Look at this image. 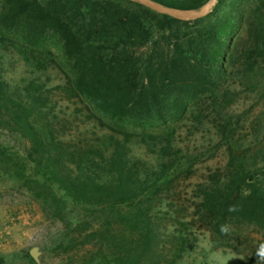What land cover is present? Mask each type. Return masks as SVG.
Here are the masks:
<instances>
[{
  "label": "trees",
  "instance_id": "16d2710c",
  "mask_svg": "<svg viewBox=\"0 0 264 264\" xmlns=\"http://www.w3.org/2000/svg\"><path fill=\"white\" fill-rule=\"evenodd\" d=\"M151 1L199 10L209 0ZM50 32L72 74L41 45ZM18 63L29 76L15 83ZM51 70L62 83L52 84ZM259 74L264 0H218L189 20L133 0H0V130L26 143L32 174L15 175L63 224V252H85L83 264H177L163 248L170 233L178 252L188 245L181 226L233 246L247 224L264 244V144L244 143L247 112L230 113L241 92L259 87ZM65 100L82 103L83 124L96 128L79 129ZM183 122L212 125L227 158L198 184L191 215L177 204L198 162L175 144ZM0 168L9 174L7 162ZM257 249L249 264H261Z\"/></svg>",
  "mask_w": 264,
  "mask_h": 264
},
{
  "label": "rangeland",
  "instance_id": "374dc122",
  "mask_svg": "<svg viewBox=\"0 0 264 264\" xmlns=\"http://www.w3.org/2000/svg\"><path fill=\"white\" fill-rule=\"evenodd\" d=\"M44 36L41 45L55 54L64 73L72 74L71 63L65 56L60 37L53 32ZM18 65L10 73V78L15 83L29 76L25 74L24 65L21 63ZM48 74L53 85L64 80V74L60 75L58 71L51 70ZM261 75H258L261 81L259 87L254 91L241 92L230 109V113L236 116L247 112L248 119L240 133V138L246 144L253 139H256V143L260 141L264 144V74ZM61 106L66 108L68 118L77 117L79 129L93 131L96 128L97 123L83 124L86 121L84 118L86 108L82 103L76 105L65 100ZM80 110L83 113H80ZM191 124L192 122H189L185 125L183 122L174 126L175 144L198 158L194 175L182 183L179 202L177 199L179 208L187 209V215L194 212L195 190L198 184L211 170L223 167L227 161L220 137L213 126L195 124L197 128H194ZM190 127L192 128L189 129ZM81 130L78 133H82ZM0 149L4 151L3 155H0V160L4 164L7 162L10 169L9 174H6L0 168V264H81V262L83 264L80 254L85 252L81 251L71 256L63 252L67 246L63 224L45 211L44 203L29 193L15 175L17 169L23 168H27V173L32 174L34 166L26 162V143L21 138L9 136L0 130ZM134 152L143 154L145 150L135 147ZM69 207L73 214L75 213L74 216L80 215L81 208H75L71 202ZM197 227L179 228L189 237L188 245L181 252L177 251V242L175 245L170 238L172 233L168 234L169 238L167 237L163 251L169 258L174 257L177 264H249L262 239L256 227L243 224L239 227L240 237H233L231 241L233 246L220 245L209 232L199 230ZM32 251L36 254L35 258L31 254Z\"/></svg>",
  "mask_w": 264,
  "mask_h": 264
},
{
  "label": "water",
  "instance_id": "95a60500",
  "mask_svg": "<svg viewBox=\"0 0 264 264\" xmlns=\"http://www.w3.org/2000/svg\"><path fill=\"white\" fill-rule=\"evenodd\" d=\"M133 1H138L141 3H144L145 6H147L149 9L161 13V14H166L172 17H177L185 20L189 19H198L202 18L207 15L209 11L213 9V7L216 5L218 0H209L206 5H204L202 8L199 10H179V9H173L170 7H162L158 4H155L151 0H133ZM32 256L35 258L36 254L34 251L31 252Z\"/></svg>",
  "mask_w": 264,
  "mask_h": 264
},
{
  "label": "clouds",
  "instance_id": "9594fccd",
  "mask_svg": "<svg viewBox=\"0 0 264 264\" xmlns=\"http://www.w3.org/2000/svg\"><path fill=\"white\" fill-rule=\"evenodd\" d=\"M222 231H227V229H222ZM257 257L259 258V261L261 264H264V244H261L257 249Z\"/></svg>",
  "mask_w": 264,
  "mask_h": 264
}]
</instances>
